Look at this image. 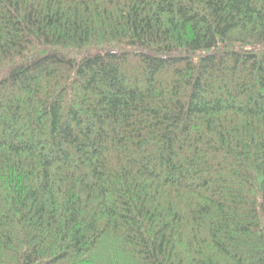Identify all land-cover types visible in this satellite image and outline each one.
<instances>
[{
    "label": "trees",
    "instance_id": "trees-1",
    "mask_svg": "<svg viewBox=\"0 0 264 264\" xmlns=\"http://www.w3.org/2000/svg\"><path fill=\"white\" fill-rule=\"evenodd\" d=\"M0 264H264V0H0Z\"/></svg>",
    "mask_w": 264,
    "mask_h": 264
}]
</instances>
